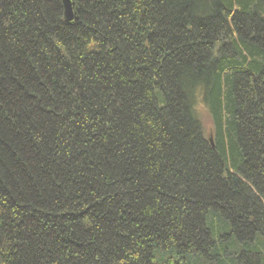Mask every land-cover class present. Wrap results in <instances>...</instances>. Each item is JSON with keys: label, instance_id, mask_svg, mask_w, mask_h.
Segmentation results:
<instances>
[{"label": "trees", "instance_id": "1", "mask_svg": "<svg viewBox=\"0 0 264 264\" xmlns=\"http://www.w3.org/2000/svg\"><path fill=\"white\" fill-rule=\"evenodd\" d=\"M71 2L0 0V264H264V0Z\"/></svg>", "mask_w": 264, "mask_h": 264}, {"label": "rangeland", "instance_id": "2", "mask_svg": "<svg viewBox=\"0 0 264 264\" xmlns=\"http://www.w3.org/2000/svg\"><path fill=\"white\" fill-rule=\"evenodd\" d=\"M196 113L198 115V118L204 128L205 133L208 135L207 137H210L211 129H212V123L210 120V117L208 113L206 112V109L202 105V103L197 104L196 106Z\"/></svg>", "mask_w": 264, "mask_h": 264}, {"label": "water", "instance_id": "3", "mask_svg": "<svg viewBox=\"0 0 264 264\" xmlns=\"http://www.w3.org/2000/svg\"><path fill=\"white\" fill-rule=\"evenodd\" d=\"M62 7H63V15L64 20L66 22L75 21L77 18L75 17V13L73 11V4L71 0H62ZM209 142L213 146L212 138L209 137Z\"/></svg>", "mask_w": 264, "mask_h": 264}]
</instances>
